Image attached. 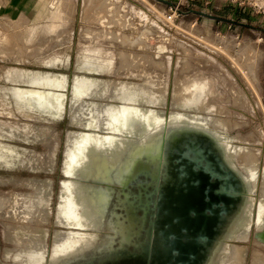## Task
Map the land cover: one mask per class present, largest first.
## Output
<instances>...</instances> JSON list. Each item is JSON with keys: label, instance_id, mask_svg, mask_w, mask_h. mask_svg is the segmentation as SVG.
Instances as JSON below:
<instances>
[{"label": "bare ground", "instance_id": "1", "mask_svg": "<svg viewBox=\"0 0 264 264\" xmlns=\"http://www.w3.org/2000/svg\"><path fill=\"white\" fill-rule=\"evenodd\" d=\"M221 42L228 50L229 41ZM166 90L156 97L162 107L148 108L139 98L107 110L105 133L68 132L55 208L67 233H55L48 254L28 264L112 252L113 264H240L246 251L233 244L253 223L264 247L262 207L254 217L256 172L235 160L247 164L249 149L232 143L229 121L217 115L225 112L223 92L203 74H187L174 81L165 110ZM252 261H264V252L254 250Z\"/></svg>", "mask_w": 264, "mask_h": 264}, {"label": "rangeland", "instance_id": "2", "mask_svg": "<svg viewBox=\"0 0 264 264\" xmlns=\"http://www.w3.org/2000/svg\"><path fill=\"white\" fill-rule=\"evenodd\" d=\"M167 1L172 4L159 0H88L86 3L85 1L81 2L83 5L87 4L81 9H84L87 15L97 19L102 16L100 20L102 22H99L98 19L96 23L109 26L111 29L113 27L127 28L129 24L122 23V17H125L126 20L131 15H150L154 20V32L150 38L156 46L157 61L162 60L165 56L171 62V90L175 80L197 72L211 79L213 85L220 88L223 92L220 105L225 112L224 114H215L229 121L230 126L226 132L230 137H234L231 139L232 143L236 147L245 146L249 149L251 156L249 162L247 164L239 163L235 158L238 165L241 168L243 166L242 169L246 166L248 170L256 172L253 193L255 217L259 206L262 207L264 213V31L257 27L247 25V27H240L235 23L201 16L190 10H200L264 28V0ZM7 2L8 0H0V16L4 14L18 15L20 8L18 6L9 7ZM73 2L74 0H50L49 3L52 5L48 7L36 6L32 13L41 15L47 13V15L53 16L51 19L53 22L29 24L31 28H24L22 26L26 24L14 21L6 23L0 21V64L4 59L2 50L4 42H11L13 49L18 46L21 42V29L52 33L66 31L68 20L75 9ZM105 20L108 21L105 22ZM94 21L93 23H95ZM212 24L217 27H213ZM220 40L229 41L228 50ZM41 41V39H34V42ZM61 41L56 38L45 39L41 47L35 45L34 48L48 52L51 45H58ZM65 51L63 50L61 53ZM14 56V52H12L13 59ZM160 72L162 73V71ZM1 78H3L2 70H0ZM149 91L151 92V88ZM158 93L159 91L155 90V94ZM187 93L183 95L185 96ZM209 101L216 102L218 100L211 98ZM157 107L162 106L157 105ZM199 112L202 115V111L198 110ZM3 114V102L0 101V264L34 263L42 257L43 253L48 254L51 250L55 233H67L66 228L60 226V223L55 219L60 181L65 177L61 170L62 166L53 168L43 166L40 168L44 171L41 173L42 175L53 171L52 174L57 177L51 185L52 188L48 182H18L12 178V176L28 175L29 168L5 166V156L10 157V128L27 125L26 122L16 119L5 120ZM57 125L60 127V131L66 129L67 126L65 120ZM211 127L213 128V125ZM5 129L8 132L7 136H5ZM5 137L8 139L6 142ZM242 137H246L247 140H242ZM59 138L61 142L59 154L61 156L64 152L63 135H60ZM5 143L8 144L6 148ZM65 151L67 152L66 146ZM132 188L136 190V187ZM144 192L145 190H142V194ZM154 195L153 192L152 196L154 197ZM152 199L154 201V198ZM150 205L152 206L153 203L151 202ZM116 209L120 211V208ZM139 212L141 213L142 210L139 209ZM148 217L149 219L145 222L147 227L151 216ZM37 227L42 228L38 231ZM251 228V231L246 232V238H243L240 233L238 237L241 239L238 238L233 246L235 245L240 252L246 251L240 264H264V261H252L253 251L257 249L264 252V247L262 248L258 244L260 242L256 240L257 229L254 223ZM41 231L46 232L45 240L40 239L42 238ZM146 231V228L142 229V237L146 235ZM29 236L30 238H28ZM113 256L114 252L96 253L66 264H113L117 260ZM46 262L44 260L42 264H47Z\"/></svg>", "mask_w": 264, "mask_h": 264}, {"label": "crops", "instance_id": "3", "mask_svg": "<svg viewBox=\"0 0 264 264\" xmlns=\"http://www.w3.org/2000/svg\"><path fill=\"white\" fill-rule=\"evenodd\" d=\"M49 1L8 0L7 6L20 8L19 14H4L0 16V21L26 24L21 25L24 28H28L29 24L53 22V16L47 13H32L36 6L52 5ZM83 1L86 3L88 0H74L75 9L66 31L52 33L21 29L18 46L13 49L11 42L3 44L4 59L0 64L3 118L20 120L27 125L10 128V157L5 156L4 160L6 167L29 168L28 175L12 176L18 182H48L51 187L57 177L52 174L53 171L42 175L44 171L40 168L62 166L64 152L60 156L59 136L63 135L65 150L68 132L93 130L105 133L100 126L106 122L109 109L138 103L139 98L148 108L155 109L161 85L167 89L163 107L169 109L171 62L165 56L157 61L156 46L150 38L154 32L153 18L145 14L131 15L126 20L122 17L121 22L129 24L127 28L111 29L96 23L98 19L102 22V16L97 19L87 15L81 9L87 6L81 3ZM50 38L62 41L51 45L48 52L34 48L35 45L41 47L44 40ZM34 39L42 41L34 42ZM63 50L66 51L61 53ZM146 86L147 89L144 88ZM155 90L159 93L155 94ZM63 120L67 126L60 131L57 124ZM91 121L99 127L85 125ZM7 140L5 137V142ZM7 146L5 143V148Z\"/></svg>", "mask_w": 264, "mask_h": 264}, {"label": "water", "instance_id": "4", "mask_svg": "<svg viewBox=\"0 0 264 264\" xmlns=\"http://www.w3.org/2000/svg\"><path fill=\"white\" fill-rule=\"evenodd\" d=\"M159 1H163V2H166L168 4H172L170 1H167V0H159ZM190 11L198 14V15H201V16H206V17H209V18H212V19H219V20H222V21H227L229 23H237V24H241V25H247V26H250L248 24H244L242 22H238L234 19H230V18H224V17H220V16H216V15H212V14H209V13H205L203 11H200V10H195V9H191ZM222 175H224V173H222ZM153 203V202H152ZM200 210V209H198ZM195 211H197V209L195 208V210H192V213L195 214Z\"/></svg>", "mask_w": 264, "mask_h": 264}, {"label": "flooded vegetation", "instance_id": "5", "mask_svg": "<svg viewBox=\"0 0 264 264\" xmlns=\"http://www.w3.org/2000/svg\"><path fill=\"white\" fill-rule=\"evenodd\" d=\"M236 21H238V22H241L240 20H236ZM235 25H237V26H240V27H247L246 25H241V24H235ZM250 25V24H249ZM251 27H257V28H259L260 30H262V31H264V28H262V26H253V25H250ZM251 231V230H250Z\"/></svg>", "mask_w": 264, "mask_h": 264}]
</instances>
